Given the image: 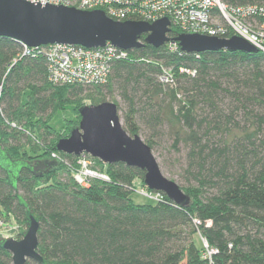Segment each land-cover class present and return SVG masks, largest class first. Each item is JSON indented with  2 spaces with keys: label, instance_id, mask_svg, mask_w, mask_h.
Listing matches in <instances>:
<instances>
[{
  "label": "trees",
  "instance_id": "16d2710c",
  "mask_svg": "<svg viewBox=\"0 0 264 264\" xmlns=\"http://www.w3.org/2000/svg\"><path fill=\"white\" fill-rule=\"evenodd\" d=\"M180 34L173 28L169 37ZM141 41L114 63L107 84L56 86L44 53L23 56L21 43L0 37V218L26 230L37 220L44 264H264V53L172 52ZM105 90L121 96L124 129L152 151L166 127L175 147H187L189 186L180 187L188 203L163 193L154 204L135 203L139 187L154 191L144 171L124 163L94 159L110 180L76 182L80 158L56 150L65 136L51 119ZM4 240L0 264H13Z\"/></svg>",
  "mask_w": 264,
  "mask_h": 264
},
{
  "label": "water",
  "instance_id": "95a60500",
  "mask_svg": "<svg viewBox=\"0 0 264 264\" xmlns=\"http://www.w3.org/2000/svg\"><path fill=\"white\" fill-rule=\"evenodd\" d=\"M170 22L162 19L147 22H117L103 11H82L53 5H35L24 0H0V37L13 39L29 48L49 45L80 46L86 49L103 48L107 44L124 51L144 46L141 41L160 48L171 41ZM186 53L241 52L259 53V50L240 37H214L180 34L172 40ZM81 122L69 137L61 139L56 150L80 157L88 154L105 165L124 163L145 172L144 184L150 190L165 194L176 205L188 203L181 187L162 173L152 149L138 135L131 136L122 126L118 107L105 102L84 106ZM39 223L30 218L29 227L21 240L7 238L3 247L12 254L13 264L33 260L44 264L38 253Z\"/></svg>",
  "mask_w": 264,
  "mask_h": 264
},
{
  "label": "built area",
  "instance_id": "2783aa9c",
  "mask_svg": "<svg viewBox=\"0 0 264 264\" xmlns=\"http://www.w3.org/2000/svg\"><path fill=\"white\" fill-rule=\"evenodd\" d=\"M35 5H53L82 11H103L117 22H170L181 34H196L218 39L240 37L264 53V3L234 6L226 0H24ZM172 52L180 50L172 40L167 44ZM23 56L42 52L48 60L49 81L56 86H103L108 83L114 63L129 57V51L107 44L103 48L86 49L80 46L49 45L29 48L23 45ZM187 72L188 71H184ZM194 74V73H193ZM170 83L171 77L161 78ZM54 158L59 156L54 154ZM80 169L75 180L88 186L91 179L109 181L104 173L91 169L90 156L79 159ZM98 172V173H97ZM147 199L159 202L160 193L142 189Z\"/></svg>",
  "mask_w": 264,
  "mask_h": 264
},
{
  "label": "rangeland",
  "instance_id": "374dc122",
  "mask_svg": "<svg viewBox=\"0 0 264 264\" xmlns=\"http://www.w3.org/2000/svg\"><path fill=\"white\" fill-rule=\"evenodd\" d=\"M87 93H85V95ZM102 93H103L102 96L95 95L96 100L87 97H82L78 99L76 102L69 104L65 109L58 110L51 119V123H50L51 127L56 132L61 133L62 135L65 136V138H67L70 135L69 133L70 128L77 125L79 126L81 122V116L78 113V109L80 107L94 106L105 102H110L119 105L121 108L122 107L124 108V104L122 103L121 96H119L118 93L117 94L108 93L107 90L102 91ZM119 115L121 118L122 126L124 127L121 111H119ZM161 133L162 134L160 135V138L156 142L157 143L156 147L153 149V154L156 160L158 161L160 169L165 177L176 182L179 186L188 188L189 184L184 179V174H183V168H185L187 164L188 149L185 145L182 144H179L177 147L174 146V142H175L174 137L172 136V133L169 132L167 127L163 128ZM142 140L144 141V138H142ZM85 155L90 156L88 154H83L78 158H82ZM91 158L93 162L91 169L98 171L99 173H102L99 171L98 167L96 168L95 161H93L94 158L93 157ZM142 189L143 188L139 187L136 190V192L133 193L132 195L133 201L137 204L156 203V201L144 197L141 194ZM26 231H27L26 228L24 229L22 227V224H20L14 218H12L7 222H4V220L0 218L1 238L4 239L13 238L16 240H21L23 239V236L21 234ZM195 238L199 246H201L202 244H204L205 246V243L201 240L199 235L195 236Z\"/></svg>",
  "mask_w": 264,
  "mask_h": 264
}]
</instances>
